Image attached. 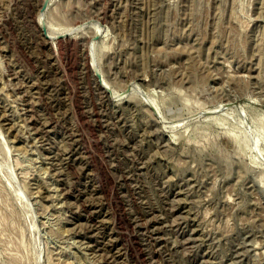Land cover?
I'll return each instance as SVG.
<instances>
[{"label": "rangeland", "instance_id": "obj_1", "mask_svg": "<svg viewBox=\"0 0 264 264\" xmlns=\"http://www.w3.org/2000/svg\"><path fill=\"white\" fill-rule=\"evenodd\" d=\"M0 264H264V0H0Z\"/></svg>", "mask_w": 264, "mask_h": 264}, {"label": "bare ground", "instance_id": "obj_2", "mask_svg": "<svg viewBox=\"0 0 264 264\" xmlns=\"http://www.w3.org/2000/svg\"><path fill=\"white\" fill-rule=\"evenodd\" d=\"M80 26H81V25H80ZM127 89H128V88H126V89H124V90H127ZM124 90H123V92H124ZM128 90H129V89H128ZM127 92H128V91H126V93H127ZM115 95H116V94H115ZM113 96H114V95H113ZM117 96H118V95H117ZM146 100H148L147 103L149 102V100L151 101V99H146ZM152 103H154V102H152ZM150 105H151V104H150ZM153 105H154V104H153ZM155 105H156V104H155ZM150 107H151V106H150ZM155 107H156V106H155ZM157 108H158V107H157ZM153 109H154V108H153ZM155 109H156V108H155ZM155 109H154V110H155ZM158 109H159V108H158ZM156 110H157V109H156ZM157 111H158V110H157ZM159 114H160V113H159ZM160 115H161V114H160ZM160 115H159V116H160ZM161 116H162V115H161ZM156 118H157V117H156ZM163 120H164V119H163ZM161 122H162V121H161ZM174 122H175V121H174ZM178 122H179V121H178ZM165 124H166V123H165ZM173 124H174V123H173ZM175 124H176V123H175ZM162 126H164V125L162 124ZM167 126H169V125H167ZM170 126L172 127V125H170ZM170 126H169V128H171ZM164 128H165V126H164ZM258 147H259V146H258ZM258 147H257V148H258ZM259 148H260V147H259ZM256 150H257V149H256ZM259 151H260V149H259ZM261 152H262V151H261ZM256 154H257V151H256ZM258 156H259V153H258ZM261 157H262V155H261ZM262 159H263V157H262Z\"/></svg>", "mask_w": 264, "mask_h": 264}]
</instances>
